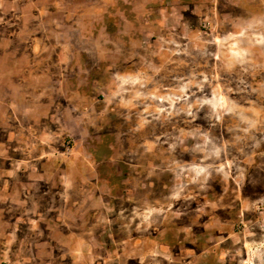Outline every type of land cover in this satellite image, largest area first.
I'll list each match as a JSON object with an SVG mask.
<instances>
[{
    "label": "rangeland",
    "instance_id": "obj_1",
    "mask_svg": "<svg viewBox=\"0 0 264 264\" xmlns=\"http://www.w3.org/2000/svg\"><path fill=\"white\" fill-rule=\"evenodd\" d=\"M0 264H264V0H0Z\"/></svg>",
    "mask_w": 264,
    "mask_h": 264
},
{
    "label": "crops",
    "instance_id": "obj_2",
    "mask_svg": "<svg viewBox=\"0 0 264 264\" xmlns=\"http://www.w3.org/2000/svg\"><path fill=\"white\" fill-rule=\"evenodd\" d=\"M12 133H15L14 127H13V129H12Z\"/></svg>",
    "mask_w": 264,
    "mask_h": 264
}]
</instances>
